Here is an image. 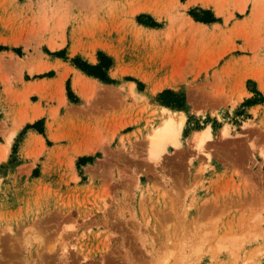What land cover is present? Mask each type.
Here are the masks:
<instances>
[{"label":"rangeland","instance_id":"obj_1","mask_svg":"<svg viewBox=\"0 0 264 264\" xmlns=\"http://www.w3.org/2000/svg\"><path fill=\"white\" fill-rule=\"evenodd\" d=\"M263 194L264 0H0V264H264Z\"/></svg>","mask_w":264,"mask_h":264},{"label":"bare ground","instance_id":"obj_2","mask_svg":"<svg viewBox=\"0 0 264 264\" xmlns=\"http://www.w3.org/2000/svg\"><path fill=\"white\" fill-rule=\"evenodd\" d=\"M174 123L175 122H173L172 117L168 118L167 120H165V123L161 127H159V129H157L155 133L153 134L150 144L152 148L151 154L153 155V158H156L155 160H157L161 156V153L165 150L166 144L168 142L176 140V136L180 132L178 128L180 126L177 127L174 125ZM208 129L207 130L205 129L195 134L196 135L195 140H197L196 144L199 148L198 150L204 149L203 147H205V145L210 140V135H209L210 131L208 132ZM208 154L209 153H207V155Z\"/></svg>","mask_w":264,"mask_h":264},{"label":"crops","instance_id":"obj_3","mask_svg":"<svg viewBox=\"0 0 264 264\" xmlns=\"http://www.w3.org/2000/svg\"><path fill=\"white\" fill-rule=\"evenodd\" d=\"M236 168H233V166L231 165H224L223 163H217L216 167H215V172L218 171L219 175L217 178V184L214 186H217L218 191H224L225 189H228L227 194L224 195L223 197H234L235 199H238L239 195H238V191L236 190H232L231 187L237 186L240 188V192L244 195H246L247 190H245V183L242 177H239L237 175H235L234 171ZM239 169V168H238ZM241 170L243 171V169L241 168ZM249 197L252 194L251 191L248 192ZM247 194V195H248ZM263 196V195H259V197Z\"/></svg>","mask_w":264,"mask_h":264},{"label":"trees","instance_id":"obj_4","mask_svg":"<svg viewBox=\"0 0 264 264\" xmlns=\"http://www.w3.org/2000/svg\"><path fill=\"white\" fill-rule=\"evenodd\" d=\"M200 11H202L203 13H207L208 16H200L198 13L194 12L193 10L191 11V13L198 20H202V21H205V22H211V21L215 20L212 12H210V10H202L201 9ZM101 60H102V62L98 63V64H90V63L84 62L82 60H78V62L76 61L75 63L78 66H80L81 69L83 71H85L86 73H88V74L97 75V76H100V77H102L104 79H108L106 71L111 66V59L106 54L101 53ZM103 60H107V61H103ZM256 92H257L258 95H261L260 92H258V91H256ZM261 101L262 100L256 99L255 102H261Z\"/></svg>","mask_w":264,"mask_h":264}]
</instances>
